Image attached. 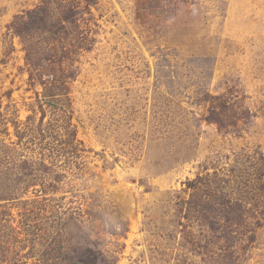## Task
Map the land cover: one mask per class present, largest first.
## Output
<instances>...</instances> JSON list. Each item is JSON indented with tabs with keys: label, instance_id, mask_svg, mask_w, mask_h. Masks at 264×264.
Instances as JSON below:
<instances>
[{
	"label": "rangeland",
	"instance_id": "1",
	"mask_svg": "<svg viewBox=\"0 0 264 264\" xmlns=\"http://www.w3.org/2000/svg\"><path fill=\"white\" fill-rule=\"evenodd\" d=\"M0 264H264V0H0Z\"/></svg>",
	"mask_w": 264,
	"mask_h": 264
},
{
	"label": "trees",
	"instance_id": "2",
	"mask_svg": "<svg viewBox=\"0 0 264 264\" xmlns=\"http://www.w3.org/2000/svg\"><path fill=\"white\" fill-rule=\"evenodd\" d=\"M86 1V0H85ZM66 20H68L67 18H66ZM9 149V148H8Z\"/></svg>",
	"mask_w": 264,
	"mask_h": 264
}]
</instances>
